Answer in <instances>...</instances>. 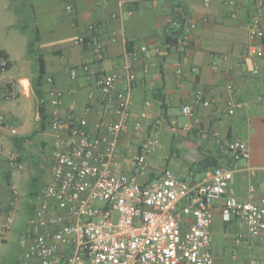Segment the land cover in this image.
<instances>
[{
    "label": "crops",
    "instance_id": "crops-1",
    "mask_svg": "<svg viewBox=\"0 0 264 264\" xmlns=\"http://www.w3.org/2000/svg\"><path fill=\"white\" fill-rule=\"evenodd\" d=\"M258 2L236 0L233 6L227 0H19V19L23 15L29 19V28L35 36L28 41L21 63L10 48L0 46L11 63L8 70L0 72V86L16 83L18 91L13 100L0 98V115L5 117L0 127V143L11 150H17L16 144L20 143L23 162L32 157L35 150L48 147L53 150L54 134L48 118H41V102L32 86L40 56L45 62L46 76H52L56 86L64 91L63 114L83 119L82 127L93 135H110L109 127L117 118L115 107L109 113L103 112L101 95L83 68L103 67L109 71L121 68L127 54L146 44L158 51V64L146 71L143 60L133 61L135 79L128 130L121 140L122 159L128 157L129 161L143 140V136L135 132V123L142 122L141 135H151L155 123L165 119L157 133L162 146L151 156V169L140 180L149 182L165 169H172L180 177L201 182L208 179L214 169L199 165L202 159L215 156L218 167L222 168L236 164L218 140L239 136L250 144L253 170H236L228 194L246 200L254 185L264 197V102L257 101V97L264 94V39L254 37L250 31V24L258 14L264 30V8L259 13ZM69 4L73 6L71 11L66 8ZM233 10L237 18H233ZM174 19H183L184 28L191 27L186 52L180 51V44L169 46L166 43V33ZM114 34L117 41L104 48L102 60H97L95 51L87 45L76 43L80 37L109 39ZM30 41H34V54L29 51ZM252 46H255L253 53ZM256 65L261 68L258 76L252 75ZM14 67L17 72L5 77L4 73ZM192 68H198V72H192ZM72 69L78 70L75 80L71 78ZM178 69L183 70L182 76L178 75ZM230 83L235 87L233 105L229 104L232 100L228 92ZM44 87L46 91L48 85ZM74 88L76 91L71 92ZM124 88V83L116 86V103L121 100ZM91 90H96L93 101L88 96ZM197 90H204L206 98L215 100L207 107L195 105L198 122L180 112L182 105L193 104ZM45 100L47 113L46 93ZM88 107L90 112L86 111ZM144 111L146 119L142 118ZM192 124V128H186ZM203 132L210 136L205 138ZM213 133H218L219 139ZM28 136L32 138L20 140ZM237 164L245 166L246 162L241 160ZM21 168L11 169L5 157H0V201L10 198L11 188L16 187V173L20 178H27L19 174ZM8 173L12 187L6 179ZM223 203V198L216 200L212 210L211 251L215 264H264V228L258 238L237 244V237L247 235L248 227L237 218L225 220ZM5 240L6 237L2 238Z\"/></svg>",
    "mask_w": 264,
    "mask_h": 264
},
{
    "label": "built area",
    "instance_id": "built-area-1",
    "mask_svg": "<svg viewBox=\"0 0 264 264\" xmlns=\"http://www.w3.org/2000/svg\"><path fill=\"white\" fill-rule=\"evenodd\" d=\"M235 2L227 0L229 5L234 6ZM66 8L71 11L73 6L69 4ZM263 8L264 0H259V13ZM232 16L237 18L234 10ZM172 25L178 27L180 20L174 19ZM190 30L191 27L183 30L179 47L182 52L188 51L190 46ZM250 31L254 37L264 39L260 14L253 18ZM116 41L114 34L109 39L80 37L76 43L87 45L95 51L96 59L102 60L104 48ZM157 52L144 44L126 55L121 68L109 71L103 67L84 66L86 77L93 80L101 95L103 112L109 113L115 107L117 118L109 127L110 135H93L82 127L83 119L73 114L65 116L62 112L64 91L56 86L52 76H47V113L54 134L49 157L51 171L36 216L30 220L24 235L28 244L22 264H215L211 251L212 210L214 202L221 198L224 199V219L237 218L248 227L247 235L237 237V244L249 243L261 234L264 197L258 194L256 187H250L246 200L228 194L236 170H253L251 147L243 138L218 140L236 164L232 168L215 167L209 178L201 182L180 177L172 169H165L149 182L140 180L151 169V156L162 146L157 133L165 119L155 123L151 135H141L143 124L135 123V132L143 136V140L129 161L128 157L122 159L121 140L128 130L135 79L133 61L143 60L145 70L150 71L158 64ZM253 52L255 46L251 47ZM7 67L8 60L2 58L0 72H5ZM177 72L183 75L182 69ZM192 72H198V68H192ZM260 74V66H254L252 75ZM77 77L78 70L72 69L71 78ZM119 83H124L125 88L121 100L116 103L114 94ZM16 87V83L0 86V98L15 99ZM75 91V88L71 90ZM228 92L232 97L229 104L233 105L235 87L231 83ZM88 96L93 101L96 90H91ZM257 101L264 102V94L259 95ZM214 102L206 98L204 90H197L193 94V104L182 105L180 112L198 122L195 105L207 107ZM86 111L90 112L91 108ZM142 118H147L146 111L142 112ZM4 122L5 117L0 115V127ZM192 126L194 124L186 128ZM202 134L205 138L210 136ZM213 135L219 139L218 133ZM0 157H5L11 169L22 166L20 152L9 149L4 143H0ZM241 160L246 162L245 166L237 164ZM14 204L12 200L3 224L5 232L16 220L12 210ZM187 218L190 220L186 221Z\"/></svg>",
    "mask_w": 264,
    "mask_h": 264
},
{
    "label": "rangeland",
    "instance_id": "rangeland-1",
    "mask_svg": "<svg viewBox=\"0 0 264 264\" xmlns=\"http://www.w3.org/2000/svg\"><path fill=\"white\" fill-rule=\"evenodd\" d=\"M19 0H0V46L10 48L21 63L25 58L27 43L35 33L29 28V19L23 15L21 19ZM16 9V11H15ZM22 26H26L23 27ZM17 68L4 73L5 77L14 75ZM52 147L33 151L32 157L23 162L19 174L16 173L15 188L10 190L8 201H0V264H22L28 240L24 237L29 228L30 220L36 216L41 195L43 194L51 171L49 157ZM30 192L36 193L30 195ZM14 200V215L16 220L12 228L5 232L3 224L10 211V202ZM6 237L5 241L2 238Z\"/></svg>",
    "mask_w": 264,
    "mask_h": 264
},
{
    "label": "trees",
    "instance_id": "trees-1",
    "mask_svg": "<svg viewBox=\"0 0 264 264\" xmlns=\"http://www.w3.org/2000/svg\"><path fill=\"white\" fill-rule=\"evenodd\" d=\"M184 20L180 19V25L178 27H175V26H170V28H168V31L166 33V43L169 45V46H178L182 40V34H183V30H184ZM33 46H34V41H30V45H29V51L30 53L34 54L35 52V49H33ZM4 58V59H7L8 60V55L5 51L3 50H0V60ZM38 64H39V70H38V73H37V76L32 80V86H33V90L35 92V94L37 95V97L39 98L40 102H41V105H40V113H41V118L43 119H47L48 118V113H46V109H45V103H46V100H45V84H47V81H46V68H45V62H44V59H43V56H40L38 57ZM10 65L11 63L8 61V67H7V70L10 68ZM32 136H28V137H21L20 140H29L31 139ZM17 151L20 152L21 154V157H20V162L22 163L23 162V153L21 152V149H20V143H17ZM199 165H201L204 169H208L210 167L212 168H215V167H218V159L217 157L215 156H210V157H206L204 159H202L200 162H199ZM10 173H8L6 175V179H7V182H8V185L10 187H12V183L10 181ZM30 195H35L36 193L34 192H30L29 193ZM10 204V203H9Z\"/></svg>",
    "mask_w": 264,
    "mask_h": 264
}]
</instances>
